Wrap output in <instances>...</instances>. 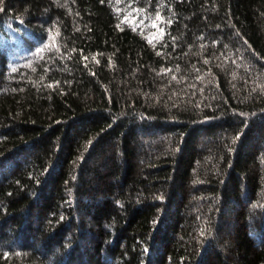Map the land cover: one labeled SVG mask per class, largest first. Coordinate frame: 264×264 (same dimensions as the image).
I'll return each mask as SVG.
<instances>
[{"label": "trees", "instance_id": "16d2710c", "mask_svg": "<svg viewBox=\"0 0 264 264\" xmlns=\"http://www.w3.org/2000/svg\"><path fill=\"white\" fill-rule=\"evenodd\" d=\"M0 264H264V0H0Z\"/></svg>", "mask_w": 264, "mask_h": 264}, {"label": "rangeland", "instance_id": "374dc122", "mask_svg": "<svg viewBox=\"0 0 264 264\" xmlns=\"http://www.w3.org/2000/svg\"><path fill=\"white\" fill-rule=\"evenodd\" d=\"M13 55H15V54L13 53Z\"/></svg>", "mask_w": 264, "mask_h": 264}]
</instances>
